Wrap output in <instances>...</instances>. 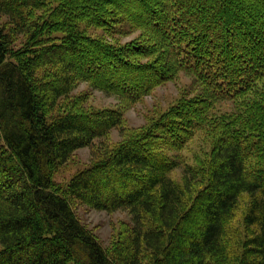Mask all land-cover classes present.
<instances>
[{"label": "trees", "instance_id": "trees-1", "mask_svg": "<svg viewBox=\"0 0 264 264\" xmlns=\"http://www.w3.org/2000/svg\"><path fill=\"white\" fill-rule=\"evenodd\" d=\"M122 25L142 32L111 40ZM181 71L198 93L138 128L73 94L85 81L129 106ZM198 131L194 164L169 154ZM75 201L131 221L105 248ZM0 243V264H264V0H0Z\"/></svg>", "mask_w": 264, "mask_h": 264}, {"label": "rangeland", "instance_id": "rangeland-1", "mask_svg": "<svg viewBox=\"0 0 264 264\" xmlns=\"http://www.w3.org/2000/svg\"><path fill=\"white\" fill-rule=\"evenodd\" d=\"M87 33L92 36L104 35L102 29L86 28ZM129 26L122 25L117 27L114 36H110L111 40L119 41L124 44L127 41L137 38L142 31H131ZM198 91L194 85L193 76L187 72L181 71L175 78L168 80L158 86L145 96L141 101L132 105L124 106L121 98L116 94H111L90 85L89 82H81L73 91V94L85 93L89 96L88 106L99 108H116L122 109L127 128L133 129L143 126L151 119L155 118L159 113L163 112L173 105L182 96L194 95ZM236 105L233 101H220L215 106V113L221 114L227 111H233ZM122 139V133L119 129L113 128L109 136L105 139H96L95 145L100 142L114 143ZM210 141L203 131H198L192 140L181 150L169 151L171 156L177 157L182 162L190 164L195 163L197 155H204L210 149ZM92 149L90 146L77 149L71 158L58 170L55 174L57 182L65 184L71 176L78 170L87 167L91 163ZM184 171V164L171 172V176L181 181ZM73 208L80 221L97 237L100 243L105 247H109L114 238L115 233L120 229L123 222H130L131 215L127 210H117L109 212L107 210H99L88 205L73 202ZM2 244L0 243V249Z\"/></svg>", "mask_w": 264, "mask_h": 264}]
</instances>
